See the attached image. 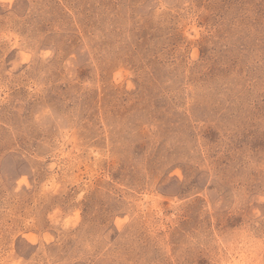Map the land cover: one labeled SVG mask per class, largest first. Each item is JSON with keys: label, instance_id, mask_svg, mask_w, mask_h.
<instances>
[{"label": "rangeland", "instance_id": "rangeland-1", "mask_svg": "<svg viewBox=\"0 0 264 264\" xmlns=\"http://www.w3.org/2000/svg\"><path fill=\"white\" fill-rule=\"evenodd\" d=\"M0 264H264V0H0Z\"/></svg>", "mask_w": 264, "mask_h": 264}]
</instances>
